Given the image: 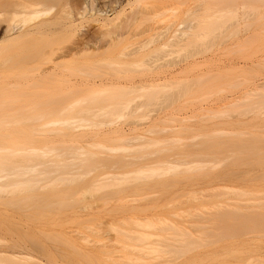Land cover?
I'll use <instances>...</instances> for the list:
<instances>
[{
	"label": "bare ground",
	"instance_id": "bare-ground-1",
	"mask_svg": "<svg viewBox=\"0 0 264 264\" xmlns=\"http://www.w3.org/2000/svg\"><path fill=\"white\" fill-rule=\"evenodd\" d=\"M96 1L0 0V80L3 81L0 83V218H13L17 213L23 215L24 211H27L29 215L25 217L26 220L45 219L47 223L54 224L56 213L62 214L58 211L55 213L57 205L68 209L73 205L71 200L76 198H79L77 200H81L82 204L90 198L98 199L96 203H99L100 199L106 201L105 204L103 201L101 203L102 206H107V211L106 203L109 204L111 198L116 200L119 198L122 201L121 199L127 195L130 197L131 195L138 197L136 194L147 197L151 195L149 197L152 199L156 197V202L161 194H163L164 198H161L163 200L168 198L165 195H169V198L172 195L175 198H182L186 190H193V188L188 189L189 185L193 184L192 187H194V184L197 185V180L203 179L211 185L213 182H218L216 183L218 185L222 183L223 187L217 192L207 191L209 194L206 200L195 201L197 196L191 195L187 202L181 201L184 202V206L181 203L175 212L173 211V214H176L179 208L182 213H187L188 209L196 210L183 222L191 223L197 234L187 230L179 221L166 218H160L156 222L148 223L147 221V224L135 223L137 227L149 229L144 234L135 233L131 232L132 228H127L129 220L126 221V217L124 228L117 229L121 232V236L120 234L118 236L126 255L124 260L129 264H140L139 260L143 261L142 258L131 256V247H133L138 253L144 252L148 257L162 259L165 264H174V262H177L176 264H211L212 262L231 264L229 259L246 264L247 262L244 261L248 258V253L251 254L252 250L260 247L264 242V239L260 237L264 234V84L254 80L255 75L248 76L244 81L237 79L239 82L236 80L237 83H231L230 86L244 85L242 89L236 87L239 88L238 91L236 89V92L227 96L228 101L217 107L222 109L226 106H239L250 100L251 103L247 104L244 111L253 113L252 121L247 119L241 121L238 117L230 120L229 117V120L224 118L226 121L223 120L222 124V119L214 124L213 121L208 123L210 121L208 116L214 111L213 109H204L202 114L184 116L180 119L175 118L174 115L164 114L162 106L155 116L150 115L146 110L151 105H159L160 102L174 103L181 97L180 95L184 96L191 92L192 83L195 80L203 81L208 74H206L208 70H204L203 67L210 61L206 53L219 41L228 51L234 43H237L236 46L239 45L238 49L248 44L251 35L257 33L251 32L253 27L260 24L258 28L263 27L264 0H194L193 3L197 2L199 8L189 9L188 13L192 15L188 18L186 25L181 28L182 24H178L170 35L165 32L170 31L171 23L163 27L151 25L149 32L153 33L147 37L144 36L145 31L138 33L144 21L155 17H165L169 12L174 13L172 15L174 19L179 10L190 2L188 0H130L119 10L112 7L113 14L109 15L105 8L107 4L103 3L102 6L96 7ZM128 5L130 9L126 8ZM86 19L99 23L101 27L99 36L95 39L83 38L72 47L59 45L61 38L71 39L74 42L78 34L80 35L79 22ZM255 28L254 31H256ZM258 28L257 31H259ZM262 36H256V40L259 41L258 49L263 48L259 49L262 51L261 57L255 50L256 53L252 52L249 58L242 55L232 59L228 55L230 58H227L224 67L241 71L245 69L241 65L247 64V68L253 69L256 66V73L261 72L264 69L260 71V68L264 67V37ZM152 44L154 48H150ZM161 50H164L162 54ZM155 53L159 54L154 56ZM107 55L110 58L105 63L106 67L131 72L133 66H139L147 70L149 75L139 79L126 78L124 81L121 76L113 78L98 76L99 79L83 81L79 85L70 80L66 81L72 86L68 92L64 89L50 92L51 85L64 81L60 78L62 74L59 70L74 56H97L104 61ZM187 68L201 70L195 76V80L189 74L186 75L185 80L178 76L189 73ZM179 86H182L180 95L170 92ZM51 98L65 100L51 102L49 100ZM66 99L76 100L67 102ZM160 99L165 100L160 101ZM77 106L79 109H76ZM122 118L133 120L136 118L138 121L145 122L144 124L129 123L126 128L124 124H118V119ZM169 123H171V130L175 132L173 139L161 140L145 135L146 132L156 133L160 125ZM218 123L221 125L217 127ZM143 125L146 127H142ZM165 125L161 130L165 131ZM142 128L147 131L141 132ZM244 129L248 132H244ZM139 130L140 133H138ZM186 131L189 132V137L184 136L187 134ZM246 133L249 135L245 136ZM58 134L70 138L64 142H81L82 144L84 142L97 146L100 150L98 152L92 148L89 149L87 144L86 147L84 145L58 148L51 146V136ZM98 137L100 140L97 143L94 139ZM186 138L192 141L183 143ZM114 141H118L117 144ZM120 141L123 143L118 144ZM135 149L140 150V155L128 153ZM253 170L257 171L255 176L251 174ZM237 181H243L242 183H246L248 187L243 188L239 185L241 182L238 184ZM199 182L203 184L202 181ZM203 185L208 186L206 183ZM125 199L124 204L127 203ZM148 203L130 204L133 205L132 208L130 205L125 207L131 208L130 211L134 213L135 206L145 208L143 206ZM152 205L151 208H153ZM156 206L154 208H159ZM173 207L175 208L176 205ZM173 207L171 210L168 207L163 210L168 208L167 212H172ZM142 208L138 210L139 214ZM67 209H63L64 212ZM121 209L117 211L121 212L124 208ZM74 211L76 214V208ZM162 211L161 213L164 212ZM96 212L94 210L90 213L93 214L92 219L96 217L97 220V216L101 215V218L105 216L102 217L99 211L97 214L100 215H97ZM67 213H63L65 215L61 220L63 223L68 221L65 220ZM179 213L180 211L177 212L178 215L181 214ZM20 215L18 214L19 218ZM80 217L81 215L77 218ZM84 219L85 217L83 220L80 219L83 221L81 224L78 219L79 227L87 226L91 221L96 222L90 217V223L86 224L88 219ZM3 222H0L2 236L7 230L5 229L7 226L3 227ZM62 222H59L60 226ZM7 223L4 225L9 226ZM16 223H20V220ZM46 225L45 223L33 225L29 223L28 230H33L34 234L38 232L37 229L46 231L50 234L51 240L57 239L56 236L63 231L56 234L52 232L56 230L55 227L53 230L51 226ZM16 227L14 231L12 230L13 232ZM19 228L18 230L21 231ZM65 232L67 231H64L63 236L69 234ZM23 233L24 231L21 233L24 236L25 233ZM72 233L70 232L71 236L68 235L67 239L70 237L75 239ZM11 234H7V237L9 235L11 237ZM247 234L252 237L251 240L244 238ZM152 236H156V239H151ZM10 237L8 239L12 242ZM49 237L43 242L50 240ZM77 238L79 237L76 236ZM63 239L60 240L63 241ZM6 240L0 237V264L24 262L25 264L26 262L58 264L57 261L61 259L58 255H61L62 251L59 247L58 254L56 248L60 246L58 239L57 246L52 244L54 240L52 242L48 240L49 242L45 244L36 242L30 245L27 242L23 243L24 239L22 243L18 239L19 242L9 244ZM114 242L117 246L118 243ZM106 245L96 246L95 243L93 245L95 254H107L106 248H111L110 253L115 254L112 243L109 246ZM89 247L85 250L90 251ZM117 247L116 250L121 248ZM65 253L64 257L67 258L65 255L70 254ZM55 254L59 258H55ZM82 256L86 258V254L83 253ZM114 258L112 256V260ZM177 259L181 260L178 262Z\"/></svg>",
	"mask_w": 264,
	"mask_h": 264
},
{
	"label": "rangeland",
	"instance_id": "rangeland-1",
	"mask_svg": "<svg viewBox=\"0 0 264 264\" xmlns=\"http://www.w3.org/2000/svg\"><path fill=\"white\" fill-rule=\"evenodd\" d=\"M87 1H89V0H87ZM130 0H97L96 1V3H95V6L96 7H99V6H102L103 5V3L104 4H107V6H105V8L107 9V12H108V14L109 15H111V14H113V11L111 10L112 9V7H116V9H121L123 6H125V5H127L128 4V2H129ZM190 3H189V5H186V6H183L180 10H179V12L176 14V18H174V19H172V15L174 14L173 12H169V13H166V16L165 17H155V18H150V19H148V20H146V21H144V23H142V25H141V27L139 28V30H138V33H141V32H144L145 31V37H147V36H149V34L150 33H153V32H149V29H150V27H151V25H155V26H157V27H163V26H166V24L167 25H170V23L172 24V27H171V29H170V31H168V32H165L166 34H168V35H170L171 34V31H173L174 29H176L177 27H178V24H182L181 25V28L184 26V25H186L187 23H188V21H189V17L192 15V13H188V11H189V9H193V10H196L197 8H199L198 6H197V2L196 3H193V1L194 0H188ZM113 2V3H112ZM193 4H192V3ZM195 2V1H194ZM196 6H195V5ZM127 9H130V6L128 5L127 7H126ZM263 10H264V8H263ZM264 12V11H263ZM105 13H106V11H105ZM167 18V19H166ZM171 19V21H169L170 19ZM157 19V20H156ZM163 20V21H162ZM162 21V22H161ZM262 22H263V20H261ZM260 21V22H261ZM159 22V23H158ZM164 22V23H163ZM260 22H259V24H260ZM261 22V23H262ZM158 23V24H157ZM163 23V24H162ZM264 23V22H263ZM261 25V24H260ZM259 25V26H260ZM263 25V27L261 26V29H259L258 27L259 26H254L253 27V29L255 28L256 29V31H254L253 29H252V31L251 32H257L256 33V35H255V33L253 34V33H251V34H253V35H251V37L249 38V43L248 44H246L245 46H240V47H242V48H240V49H238L237 47L239 46V45H237L236 46V44L234 43V46H236V48H234V46L233 47H231V52H230V50L228 51V49L226 48V46L224 45V44H222L220 41L218 42V44H216L215 46H212V49L210 50L209 49V52L208 53H206V55L210 58V61L203 67V69L204 70H208V72H206V76H205V79L203 80V81H201V82H197L196 80H195V76H197V74H198V72L200 73V71L201 70H199V69H195V70H193L192 68H187V71H189V73H183V74H180V75H178V76H180V77H182V80H185V78L187 77L186 75H190V77H194V80H195V82L194 83H192V85H193V88H192V90H191V92L189 93V94H187V95H184V96H182V95H180V89H181V87L182 86H179V87H175L174 89H172L170 92H172V93H176L177 95L179 94L181 97L180 98H178V99H176V101L174 102V103H172V104H167V103H161L160 102V104L158 105V104H155V105H151V106H149V108L146 110V112H149V114L150 115H152V116H155V114H157V112L160 110V108H161V106H162V112L164 113V114H166V115H169V116H175V118H177V119H180V118H182V117H184V116H190V115H194V114H202L203 112V110L204 109H213L214 111L213 112H211L210 114H209V120L210 121H208V123H210L211 121H213V124H214V122L216 123V122H219V120L221 121V119H222V122H221V124L223 123V120H224V118L226 119V120H229L230 118V120H232L233 119V117L234 118H237L238 117V119H240L241 118V121H243L242 119H244V120H246L247 119V121L249 120H251L252 119V115H253V113L252 112H245L244 110L247 108V104H249V103H251L250 102V100L249 101H247V102H244V103H242L241 105H239V106H226L225 108H222V109H217V107L219 108L221 105H223L226 101H228L229 99H227V96H229L230 94H232L233 92H236V89H237V91H238V89L240 88V89H242V87L244 86V85H242V86H238V85H232V86H230V84L231 83H237V79H240V81L241 80H245L248 76H250V75H255V77L253 78L254 80H256L259 84H264V67H261L260 68V71H261V69H263L261 72H259L258 71V73H256V66L252 69V68H247L246 67V65L247 64H242L241 66H243L245 69H243V70H239V69H231V68H225L224 67V65H225V63H226V61H227V58L229 57L230 58V56L232 57V59L234 58V59H236V58H239V57H241L242 55L244 56V57H248L252 52H255V51H258L257 52V54H259V56L261 57V50L263 49V48H259V49H261V50H259L258 49V43H259V41H257L256 39H257V35H259V37H261L264 33H262V31L264 30V24H262ZM257 28H258V30L259 31H257ZM78 31H79V33H80V35L78 34V36H77V38L74 40V42H73V40L71 41V39H62L61 38V40H60V44L59 45H61L62 47H72V46H75L76 45V43L77 42H80L81 41V39H83V38H90V39H95L97 36H99L100 35V32H101V27H100V25H99V23L98 22H95V21H92V20H88V19H86V20H84V21H81V22H79V25H78ZM258 32H260V34H258ZM264 32V31H263ZM262 33V34H261ZM261 35V36H260ZM130 36L132 37V35L130 34ZM256 37V38H255ZM258 37V40L260 39ZM262 37H264V35L262 36ZM235 40V39H234ZM104 41V40H103ZM237 41V40H236ZM154 44H156V43H154ZM154 44H152V46L150 47V48H154ZM263 47V46H262ZM239 50V51H238ZM241 50V51H240ZM255 50V51H254ZM238 51V52H237ZM161 52V54L164 52V50H161L160 51ZM159 52V53H160ZM228 52V53H227ZM231 54H230V53ZM159 53H155V54H153L154 56L155 55H158ZM256 53V52H255ZM240 54V55H239ZM228 55H230V56H228ZM246 55V56H245ZM235 56H238V57H235ZM250 57V56H249ZM248 57V58H249ZM100 57H97V56H78V57H73V59L70 61V62H68V63H66V64H64L63 66H62V68L59 70L60 72L59 73H61L62 74V77H60V78H63V80L64 81H62V82H60V83H57V84H53V85H51V87H50V92H52L53 90H57V91H59L60 89H64V90H67V92H68V90H70V89H72V86H71V84L70 83H68V82H66V81H72L73 83H75V84H77V85H79V84H81L83 81H87V80H92V79H99L98 78V76H105V77H110V78H113V77H117V76H121L123 79V81L126 79V78H135V79H139L140 77H143V76H146V75H149V73L147 72V70H145L143 67H139V66H133V68H132V70H131V72H126L125 71V69H121V71H117L115 68H110V67H106V65H105V63L107 62V60H109L108 58H110V56H108L107 55V57H105L106 59L104 60V61H101L100 59H99ZM99 59V60H98ZM263 59H264V57H263ZM64 60H68V59H64ZM61 61H63V60H61ZM249 62H251V61H249ZM83 70V71H82ZM210 71V72H209ZM237 80V81H236ZM1 81L2 80H0V83H1ZM234 81V82H233ZM3 82V81H2ZM239 82V81H238ZM184 83V82H183ZM9 86H13V85H9ZM235 86V87H234ZM246 86V85H245ZM236 87H239V88H236ZM234 88H235V90H234ZM233 90V91H232ZM263 92H264V90H263ZM182 94V93H181ZM51 102H54L53 100H61V101H63V100H65V99H53V98H51V99H49ZM67 100V102L70 100V101H73V100H76V99H66ZM143 100H145V99H143ZM163 100H165V99H160V101H163ZM76 109H79V107L77 106V108ZM216 110H222V111H224V112H217ZM227 111V112H226ZM226 113V114H225ZM230 116H229V115ZM225 115V116H224ZM226 115H228V117L226 116ZM222 116H224V117H222ZM263 116H264V114H263ZM230 117V118H229ZM249 117V118H248ZM102 119H107V118H104V117H101ZM200 120L201 119H203V118H199ZM212 119V120H211ZM226 120H224V121H226ZM236 120V119H235ZM118 124L120 125H123L124 124V126H126V128H128V124L129 123H143L144 124V122L145 121H138V120H136V118H134V120L132 119V118H122V119H118ZM252 121V120H251ZM127 123V124H126ZM212 123V122H211ZM252 123V122H251ZM171 123H169V124H164L165 125V131L164 130H161V128L164 126H162V125H160V128H159V130L156 132V133H147L146 131V129L144 128H142L141 129V132H146L145 133V135H147L148 137H155V139H161V140H164V139H173L174 137H175V132H173V130H171V125H170ZM220 123H218L217 124V127L219 126V125H221ZM146 125V124H145ZM145 125H143L142 127H146ZM216 125V124H215ZM167 126V127H166ZM164 128V127H163ZM107 129V128H106ZM146 130V131H145ZM244 132H248V130L247 129H244L243 130ZM164 132V133H163ZM169 132V133H168ZM187 132V131H186ZM185 132V133H186ZM138 133H140V130H139V132ZM144 133H141V134H143L144 135ZM161 135H160V134ZM166 133V134H165ZM184 133V134H185ZM133 134V133H132ZM131 134V135H132ZM189 132H187V134H185L184 136L185 137H189ZM144 135V136H145ZM156 135V136H155ZM159 135V136H158ZM247 135H249V133H246L245 134V136H247ZM146 136V137H147ZM53 137V138H52ZM157 137V138H156ZM166 137V138H165ZM58 138V139H57ZM62 140H61V139ZM60 139V140H59ZM68 139L70 140V138L69 137H63L62 135H60L59 136V134L57 135V136H55V135H52L51 136V140H52V142H50L51 144V146L53 145V146H56L57 148L58 147H62V146H82V145H84L85 147H86V144L87 143H84L83 142V144L81 143V142H67L68 141ZM95 139H97V140H95ZM94 139V141H97V143L99 142V140H100V138L98 137V138H95ZM64 140H67V141H65L64 142ZM56 141V142H55ZM75 141V140H74ZM187 141H189V142H191L192 140L191 139H188L187 140V138H186V141L185 140H183V143H186ZM54 142V143H53ZM116 144H117V142L118 141H114ZM114 142H112V144H115ZM122 144L123 142L122 141H120L118 144ZM115 144V145H116ZM87 147L89 148V149H93V150H97L98 152H99V148L97 147V146H92V145H89V144H87ZM135 151V152H134ZM53 153H54V151H52ZM140 150L139 151H137V149H135V150H133V151H129L128 153H130V154H133V155H135V156H138V154L140 155ZM53 153H50V154H53ZM137 155H136V154ZM127 154V153H126ZM134 158V157H133ZM135 159V158H134ZM135 160H139V159H135ZM134 160V161H135ZM247 169V168H246ZM253 173V176H255V174L257 173V171L256 170H253V171H251V174ZM198 182L199 181H204L203 179H199V180H197ZM196 181V182H197ZM198 182H197V185L196 184H194V187H192L193 186V184L192 185H189V187H188V189L190 190L191 188H193V192L190 190V191H188V190H186L187 192L184 194V197L182 196V198L180 197V198H175V196L174 195H172V194H170V195H172L170 198H169V195H165V196H167L168 198V200L165 198V200H163V199H161V198H164V197H162L163 196V194H158V193H154V194H158V195H160L159 196V198H158V200H157V202L158 201H160V202H156V200H155V198H153L154 199V201L152 202V197H149V196H151V195H148V197L146 196V195H137L136 194V196H138V197H135V196H133V195H131V197L130 196H125L127 199H125V197L124 198H122L121 200L122 201H120L119 200V198H117V200H116V198L115 199H113V198H111L110 199V202H109V204H108V202L106 203L107 205H108V210L106 211V208H107V206H102L103 204L101 203L103 200H99V203H96V201L98 202V199L97 200H93V199H95V198H88L89 200H87L86 199V201H85V204L83 203L82 204V201L81 200H77V199H79V198H76V199H73V200H71L72 201V206H69L68 207V209L66 208V207H62L64 210L65 209H67V211L66 212H64V210L61 208V205H57L58 207L55 209V213L58 211V212H60V213H62V214H57L56 213V215H55V222H54V224L52 223V224H50V223H47V220H45V219H41V221H40V219H38V221H39V223L40 224H47L46 226H48V227H52V229L54 230L55 228H56V230H54V231H52V232H54V233H56V234H60V232H61V236L59 235H57L56 237H57V239L58 240H60L61 238L63 239L64 238V236H63V233H64V231H67L69 234V236H71L70 235V232H73L72 234H73V237L75 238V239H73V238H69V239H67V236H65V239H63V241L62 240H60V241H58L57 239H53L52 238V240H51V238L49 237V233L48 232H46V231H40V230H38L37 229V231L38 232H35V234H34V231L32 230V231H30V230H28V227H29V223L31 224V225H33V224H39L38 223V221L37 220H35V219H33V220H26L25 219V217L27 218V214L29 215V213H27V211H24V214L23 215H20V213H17L16 214V216L15 217H13V218H7V219H4V218H0V222H3L2 224H3V227H5V226H7V228L5 227V229H7V230H5L4 231V233L3 234H5L4 236H2V231L3 230H0V237H3V239H7L6 241V243L7 244H9V243H13V242H19L18 241V239L20 240V242L22 243V240L24 239L25 241H23V243H25V242H27V244L28 245H30V243H32V244H34V243H41V242H43L44 241V239H46V238H50V240L49 241H53L52 242V244H54V246L56 245V240L58 241V245H60V246H58V247H56L57 248V253L59 254V247H60V250L62 251H60L61 252V255L59 254L58 256H61L60 258L61 259H59L57 262H58V264H129V262H126L125 260V252L123 251V247H121L122 246V244L120 245V242H119V237L121 236V232L119 231L120 230V228L122 229V228H124V223L126 222V221H128L129 220V222H128V225H127V228L129 227V228H132L133 230L131 231V232H135V233H140V234H144V233H147L148 232V230L149 229H147V228H141V227H137L136 225H135V223H137V224H139V223H141V224H147V221H148V223H149V221H157L158 219H160V218H162V219H168V220H171V221H179V223L181 224V225H183V226H185L186 227V229L187 230H189V231H191V232H193L194 234H197V231H195V228H194V226L191 224V223H187V222H183V221H185L186 219H188L191 215H192V213H195L196 212V210H194V209H188V208H186V209H188L187 210V213H182L181 211V209L179 210L178 209V211L177 212H179L180 211V215H178L177 214V212H176V214L174 215L173 214V211L175 212V209H177V207L179 206V204H181L182 203V206H184L185 204H183L184 202H187L188 201V198H189V196H191V195H195V196H197V198H196V200L195 201H202V200H206V199H208L207 198V195L209 194V193H213V192H217V191H219V190H221L222 189V187L223 186H221L222 185V183L221 184H216V183H218V182H216V183H212V185H213V187H212V185L210 184V183H207V182H203V184L204 183H206L208 186V188H209V184H210V188H209V190H208V188L206 187V185H203L202 183L200 184V182H199V184H198ZM222 182H224V181H222ZM239 182H241V181H237V183L239 184ZM243 182V181H242ZM240 183L239 185H241L243 188H247L248 186H247V184L246 183ZM225 183H230V182H228V181H225ZM235 183H236V181H235ZM204 186V187H203ZM186 187V186H185ZM206 187V188H205ZM215 188V189H214ZM204 189V190H203ZM206 189V190H205ZM195 190V191H194ZM209 193H208V192ZM195 192V193H194ZM199 194V195H198ZM158 195H156L157 197H158ZM133 196V197H132ZM140 196H143V197H140ZM200 196V197H199ZM202 196V197H201ZM144 197H147V198H144ZM154 197V196H153ZM126 200V202L127 203H129V204H127V203H125L124 204V201L123 200ZM176 201H175V200ZM179 199V200H178ZM181 199V200H180ZM151 200V201H150ZM163 200V201H162ZM183 200H186V201H184V202H181V201H183ZM84 202V201H83ZM104 202V201H103ZM106 202V201H105ZM105 202H104V204H105ZM123 202V203H122ZM153 203V204H155L154 206L152 205V204H150L149 205V203ZM162 202V203H161ZM88 203H89V205H88ZM91 203V204H90ZM94 203V205H96V206H92V204ZM146 203H148L146 206H143V207H145V208H142V206L140 207V206H135L136 204L137 205H139V204H146ZM160 203H161V205H164V206H161L160 205ZM175 203V204H174ZM88 206H87V205ZM98 204H100L99 206H98ZM120 204H123L124 205V207H121V206H123V205H121L120 206ZM130 204H135L134 206H135V208L136 207H138L136 210H137V212H138V210H140V208H142L143 210H145V211H143L142 209V211L140 212V214H139V212H138V214H137V212H136V210H134L133 209V211H134V213L132 212V211H130V210H132L131 208L133 207V205H130ZM156 204H157V206H156ZM86 205V206H85ZM125 205L127 206V205H130V207L131 208H129V207H125ZM151 205H152V207L153 208H151ZM176 205V207L174 208L173 206H175ZM85 206V207H84ZM91 206V207H90ZM109 206H112V207H109ZM113 206H116V207H113ZM148 206V207H147ZM159 207V208H154V207ZM83 207V208H82ZM93 207V208H92ZM100 207V208H99ZM120 207V208H119ZM166 207H168L169 208V210H171V208L173 207V210H172V212L170 211V212H167V211H169L168 210V208H167V210H163L164 208H166ZM75 208H76V214L74 213L75 211ZM113 208V209H112ZM121 208H124L123 209V211H121V212H119V211H117V210H119V209H121ZM127 208V209H126ZM129 208V209H128ZM61 209V210H60ZM109 209H110V212H109ZM126 209V210H125ZM185 209V210H186ZM97 211L96 212V214L98 213V211L99 212H101L102 213V217L103 218H101L100 216V214H97V215H100V216H97L98 218H97V220H96V217L95 216H93V217H95V219H92V215L93 214H90V213H93V211ZM122 210V209H121ZM125 210V211H124ZM147 210V211H146ZM164 212H163V211ZM193 210V211H192ZM103 211V212H102ZM130 213H129V212ZM161 211L163 212V213H161ZM68 212V213H67ZM124 212V213H123ZM136 212V213H135ZM166 212V213H165ZM66 214L67 213V219L65 218V220H68V221H66L65 223H63L61 220H62V217H63V215L64 214ZM165 213V215H163ZM18 214L20 215V218H19V216H18ZM90 214V215H89ZM186 214H187V216H186ZM57 215H59L58 216V218H57ZM79 215H81V217L80 218H77ZM95 215V214H94ZM65 216V215H64ZM83 216V217H82ZM17 217V218H16ZM85 217V219L87 220L86 222H88V223H86V224H89L90 223V221L89 220H93V221H96V222H92L91 221V223L89 224V225H81L80 227H79V224H81V222H83L82 220H83V218ZM90 217H91V219H90ZM126 217H127V219H126ZM168 217V218H167ZM126 219V221H124L125 219ZM9 219H11V220H9ZM17 219V220H16ZM22 219H25L24 221H26V222H24ZM78 219H79V221H80V223L78 222ZM80 219H82V220H80ZM84 219V220H85ZM19 220H20V223H16V221H18L19 222ZM44 220V221H43ZM64 220V219H63ZM99 220V221H98ZM8 223H7V222ZM21 221H23V223H21ZM30 221V222H29ZM33 221V222H32ZM35 221V222H34ZM103 222V223H101V222ZM182 221V222H181ZM13 223V225H14V227H13V225H12V223ZM28 222V223H27ZM32 222V223H31ZM59 222H62L61 223V226H60V223ZM9 224V226L10 225H12V226H8V225H4V224ZM11 223V224H10ZM16 225H15V224ZM79 223V224H78ZM96 224V225H94V224ZM23 224V225H22ZM24 224H25V226H24ZM27 224V225H26ZM83 224V223H82ZM130 224V225H129ZM20 225V226H19ZM59 225V226H58ZM17 226V227H16ZM84 226V227H83ZM113 226V227H112ZM11 227H13V229L16 227V230H15V232H13L14 230L11 228ZM18 227H20L19 229H21V231L20 230H18ZM55 227V228H54ZM125 227H126V225H125ZM23 228V229H22ZM27 228V229H26ZM67 230H66V229ZM81 228V229H80ZM128 228V229H129ZM192 228V229H191ZM8 229H11L10 231H12L11 233H14V234H11V233H9L10 231L8 230ZM41 229V228H40ZM65 229V230H64ZM117 229H119V230H117ZM136 229V230H135ZM17 230H18V234H16V232H17ZM27 230V232H25ZM137 230H139V231H137ZM193 230V231H192ZM24 231V236L21 234L22 232ZM30 231V232H29ZM67 232H65V234L67 233ZM26 233H27V235H26ZM32 233V234H31ZM7 234H11V237H10V235L7 237ZM120 234V236H118ZM15 235V236H14ZM16 235H19V236H16ZM23 237V239H21L22 237ZM32 235H33V237H32ZM37 236L39 237V238H37ZM44 236V237H43ZM63 236V237H62ZM68 236V237H69ZM76 236L77 237H79V238H77L76 239ZM85 236V237H84ZM5 237V238H4ZM11 238V240H12V242H10V239H8V238ZM14 237V238H13ZM25 237V238H24ZM27 237H28V240L30 239V241H28V240H26L27 239ZM43 237V238H42ZM55 237V238H56ZM81 237H83V238H81ZM261 237V239H264V234L263 235H261L260 236ZM60 238V239H59ZM84 238H85V240H84ZM244 238H246L247 240H251L252 239V237L249 235V234H247V235H245L244 236ZM151 239H156V236H152L151 237ZM39 240V241H38ZM48 240H46L45 242L47 243V241ZM78 240V241H77ZM96 240H99V241H96ZM35 241V242H34ZM48 241V242H49ZM61 241H62V243H61ZM65 241V242H64ZM86 241V242H85ZM114 241H116V244L118 243V247L117 246H115V242ZM5 242V241H4ZM29 242V243H28ZM45 242H43L44 244H45ZM50 242V243H51ZM63 242H64V244H63ZM72 242V243H71ZM77 242V243H76ZM79 242V243H78ZM61 243V244H60ZM82 243H84V244H82ZM95 243H96V246H101L102 244L104 245V244H107L106 246H109L111 243H112V247H113V251H114V248H115V254H116V256H115V254L114 253H110V251L112 250L111 248H106L107 249V251H108V253L107 254H100V255H97V254H95V252L94 251H96V250H94L93 249V245H95ZM26 244V243H25ZM63 244V245H62ZM65 244L67 245V246H65ZM70 245V246H69ZM115 247H114V246ZM152 245V244H151ZM57 246V245H56ZM62 246H63V248H62ZM65 246V247H64ZM74 248H73V247ZM90 246V247H89ZM92 246V247H91ZM76 247V248H75ZM88 247H89V249H91L90 251L89 250H85V248H87L88 249ZM116 247L117 248H119V247H121V248H119V249H117L116 250ZM68 248V249H67ZM82 249V250H81ZM122 249V250H121ZM54 250H56V249H54ZM63 250H64V253L65 254H70V255H65L67 258H65L64 257V253H63ZM135 248H133V247H131V252H132V254H131V256H133V258L135 257V256H137V257H139V258H142L143 259V261L142 260H139V263L140 264H165V263H163V260L162 259H155V258H153L152 256H149L148 257V255L146 254V253H138L137 252V250H135ZM204 250V249H203ZM220 250V249H219ZM78 251V252H77ZM68 252V253H67ZM71 252V253H70ZM92 253V255H88V254H91ZM94 252V253H93ZM112 252V251H111ZM117 252V253H116ZM252 253L250 254V253H248V258L244 261L246 264H248L249 263V261H250V263L249 264H264V242L263 243H261V245H260V247H258V248H256L255 250H252L251 251ZM56 253V254H57ZM83 253H84V255L86 254V258H85V256H82L83 255ZM138 253V254H137ZM56 254L54 255V256H56ZM72 254V255H71ZM80 254H82V255H80ZM95 254V255H94ZM118 254V255H117ZM87 255L89 256V257H87ZM46 256V255H45ZM70 256V257H69ZM95 258H94V257ZM112 256H114L115 258V260L113 259L112 260ZM62 257L64 258L63 260H62ZM82 257H84V258H82ZM91 257V258H90ZM110 257H111V259H110ZM118 257V259H116ZM122 257V258H121ZM45 258V257H44ZM47 258L49 259V257L47 256ZM47 258H45V259H47ZM54 258V257H53ZM52 258V259H53ZM55 258H59V257H55ZM107 258V259H106ZM51 259V260H52ZM71 259V260H70ZM109 259V260H108ZM125 259V260H124ZM252 259H253V261H252ZM50 260V261H51ZM88 260H90V261H88ZM108 260V261H107ZM119 260H120V262H119ZM152 262H151V261ZM179 260H181V259H177V261L179 262ZM229 260H231V264H240V262L239 261H235V259L233 260V259H229ZM10 261V260H9ZM52 261H54V259L52 260ZM61 263H60V262ZM64 261V262H63ZM94 261V262H93ZM96 261V262H95ZM113 261V262H112ZM235 261V262H234ZM55 262V261H54ZM238 262V263H237ZM32 264V262H26V264ZM177 262H174V264H176ZM217 262H212L211 264H216ZM20 264H25V262L24 263H20ZM34 264V263H33ZM130 264H132V263H130ZM170 264H172V263H170Z\"/></svg>",
	"mask_w": 264,
	"mask_h": 264
}]
</instances>
